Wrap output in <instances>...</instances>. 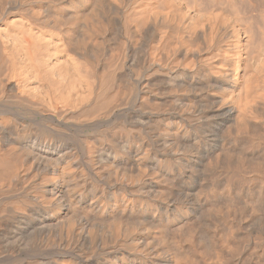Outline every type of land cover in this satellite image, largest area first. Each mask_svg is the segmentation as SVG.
Instances as JSON below:
<instances>
[{"label": "bare ground", "instance_id": "6f19581e", "mask_svg": "<svg viewBox=\"0 0 264 264\" xmlns=\"http://www.w3.org/2000/svg\"><path fill=\"white\" fill-rule=\"evenodd\" d=\"M0 264H264V0H0Z\"/></svg>", "mask_w": 264, "mask_h": 264}, {"label": "rangeland", "instance_id": "374dc122", "mask_svg": "<svg viewBox=\"0 0 264 264\" xmlns=\"http://www.w3.org/2000/svg\"><path fill=\"white\" fill-rule=\"evenodd\" d=\"M252 10H253V9H252ZM252 10H250V13H251ZM254 10H255V9H254ZM253 13H254V12L252 11V14H249V15H251L250 17H252L251 20L254 19V18H253V16H254ZM255 13H258V10H257V11L255 10ZM259 14H260V12H259ZM259 14H258V15H255V16H254L255 19H254V21H252L253 25H255L254 27H256V28L259 26V24H256V21H257V20L261 21V19H260L261 16H259ZM257 16H258V17H257ZM259 21H258L257 23H259ZM254 22H255V23H254ZM260 24H261V23H260ZM50 82H52V80H51ZM44 93H45L44 91H43L42 93H40V94L42 95V96H41V95H40V96H41V98H42L43 100H42L41 98H39L40 96H38V100H39V101H40V99H41V101H44V100H45L44 102L47 103V101H46V100H47V97L45 96L46 94L43 96ZM41 101H40V102H41ZM44 102H42V103H44ZM41 121H42V120H40V119H39L38 121H34V122H33V125H34V126H37L38 129H42V130L44 129V130H46V128L43 127V126L40 124ZM34 123H35V124L38 123V124L35 125ZM47 124H50V123L47 122ZM47 131H49L50 134L52 133L53 136H55V135H56V136H59L58 132H55V133H54V132H51L50 130H47ZM60 134H61V133H60ZM27 181H28V180H27Z\"/></svg>", "mask_w": 264, "mask_h": 264}]
</instances>
